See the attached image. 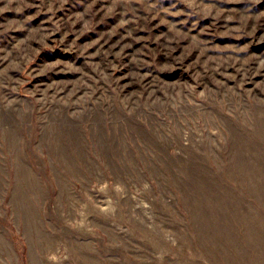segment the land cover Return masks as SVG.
I'll list each match as a JSON object with an SVG mask.
<instances>
[{
  "label": "rangeland",
  "instance_id": "1",
  "mask_svg": "<svg viewBox=\"0 0 264 264\" xmlns=\"http://www.w3.org/2000/svg\"><path fill=\"white\" fill-rule=\"evenodd\" d=\"M0 264H264V0H0Z\"/></svg>",
  "mask_w": 264,
  "mask_h": 264
}]
</instances>
